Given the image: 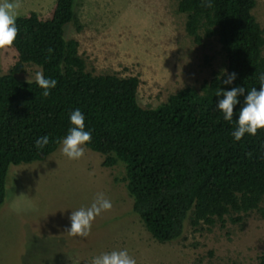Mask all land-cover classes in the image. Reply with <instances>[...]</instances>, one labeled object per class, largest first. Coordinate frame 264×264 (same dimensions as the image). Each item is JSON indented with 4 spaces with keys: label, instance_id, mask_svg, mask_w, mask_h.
Listing matches in <instances>:
<instances>
[{
    "label": "trees",
    "instance_id": "16d2710c",
    "mask_svg": "<svg viewBox=\"0 0 264 264\" xmlns=\"http://www.w3.org/2000/svg\"><path fill=\"white\" fill-rule=\"evenodd\" d=\"M208 2L177 0V10L194 43L217 37L226 73H213L200 91L185 86L153 108L138 104L136 76L85 71L77 41L66 38L74 0H55L47 18L32 11L17 16V60L0 75V205L9 169L55 151L74 127L70 114L79 109L92 134L84 146L103 156L104 167L122 163L131 211L157 241L178 238L186 220L192 227L212 225L234 213L230 220L238 221L240 213L255 209L264 219V128L239 141L232 135L248 90L260 88L264 27L251 13L255 0ZM27 62L57 81L49 96L35 79L16 77ZM233 72L235 80L222 83ZM237 86L245 92L227 121L217 108L223 96L216 93ZM43 136L49 143L38 149L35 141ZM252 264H264V254Z\"/></svg>",
    "mask_w": 264,
    "mask_h": 264
},
{
    "label": "rangeland",
    "instance_id": "374dc122",
    "mask_svg": "<svg viewBox=\"0 0 264 264\" xmlns=\"http://www.w3.org/2000/svg\"><path fill=\"white\" fill-rule=\"evenodd\" d=\"M19 3L17 16L32 11L47 18L55 0ZM73 10L66 38L77 41L85 71L136 76L143 108L164 103L185 86L200 91L213 73H226L217 37L194 43L177 0H74ZM251 13L264 27V0H255ZM16 60L12 46L0 49V75ZM37 72L27 62L16 77L34 80ZM63 139L44 159L9 169L0 205V264H91L114 250H127L136 264H252L264 254V219L256 209L240 213L238 221L230 220L234 213L212 225L192 227L186 220L178 238L157 241L131 211L122 163L104 167L103 156L84 145L81 158L69 159L61 151ZM100 193L111 210L94 219L88 237L69 235L71 212L90 207Z\"/></svg>",
    "mask_w": 264,
    "mask_h": 264
},
{
    "label": "clouds",
    "instance_id": "9594fccd",
    "mask_svg": "<svg viewBox=\"0 0 264 264\" xmlns=\"http://www.w3.org/2000/svg\"><path fill=\"white\" fill-rule=\"evenodd\" d=\"M205 6H211L210 0ZM20 8L19 0H0V49L11 47L18 35L16 18ZM52 50L49 49V52ZM226 72V69L223 70ZM236 78V73L227 75L222 81L224 84H231ZM30 83L31 81H27ZM35 82L44 91L42 95H50V89L55 88L57 81L55 79L45 78L42 72H37ZM245 88L241 86L233 87L231 90L220 89L216 95L223 96L219 100L217 108L224 113V119L230 121L233 119L234 105L238 103V95H242ZM70 121L74 127H71L68 134L62 141V153L69 159H79L84 155V147L92 139L90 131H85V116L79 110L75 109L70 114ZM264 128V74L260 76V88L253 87L248 90L245 97L244 106L239 111L238 127L232 133L235 140L239 141L245 133L255 135L257 130ZM49 143L48 136H43L35 141L38 149L43 148ZM112 203L105 198L102 193L97 194L94 202L88 208H80L71 212V226L67 233L71 236L88 237L91 232V226L94 219L102 211H109ZM91 264H136V260L131 257L127 250L111 251L102 253L94 257Z\"/></svg>",
    "mask_w": 264,
    "mask_h": 264
}]
</instances>
